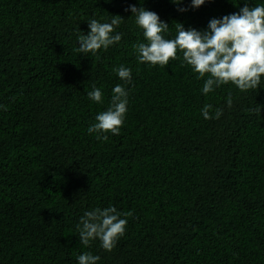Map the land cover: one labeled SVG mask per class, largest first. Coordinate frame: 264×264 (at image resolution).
<instances>
[{
    "label": "trees",
    "instance_id": "trees-1",
    "mask_svg": "<svg viewBox=\"0 0 264 264\" xmlns=\"http://www.w3.org/2000/svg\"><path fill=\"white\" fill-rule=\"evenodd\" d=\"M245 3L264 0H0V264H78L84 252L97 264H264V76L204 95L208 75L182 52L166 67L139 62L133 45L146 41L126 11H154L173 39L176 23L203 32ZM115 15L118 43L75 51L92 19ZM118 84L123 126L97 140L88 128ZM206 104L219 119L204 118ZM110 206L132 213L125 234L110 252L98 239L83 246L80 218Z\"/></svg>",
    "mask_w": 264,
    "mask_h": 264
},
{
    "label": "clouds",
    "instance_id": "clouds-1",
    "mask_svg": "<svg viewBox=\"0 0 264 264\" xmlns=\"http://www.w3.org/2000/svg\"><path fill=\"white\" fill-rule=\"evenodd\" d=\"M179 5L183 0H171ZM205 0H191L193 8H199ZM135 16L136 25L143 30L146 43L133 45L138 54L140 63H149L152 66L166 67L170 60L177 59V52L183 53L182 63L191 66L199 74V78L208 75L202 93L207 95L222 85H235L241 92L256 89L264 76V5L249 7L247 3L239 12L226 15L221 19L213 18L209 21L208 30H185L184 26L176 23V35L173 39H166L163 35L169 31L167 23L162 22L154 11L137 8L130 5L126 11ZM179 11H187L179 8ZM132 15V16H133ZM123 18L113 16L110 23H101L92 19L88 23L90 29L87 35L78 37L77 53L96 56L103 49L118 43L121 34L113 35ZM118 77L128 83L131 82V69L123 65L113 69ZM88 97L97 103H102V91L93 86ZM128 92L122 85H116L112 90L110 106L106 111L99 113L96 122L89 126L88 133L96 134L97 140H108V133L118 135L123 126L127 112ZM232 105L231 94L227 100ZM0 108L7 110L6 106ZM212 105L206 104L202 109L205 119H219L223 110L217 108L214 117L209 115ZM131 212L120 213L115 207L94 209L85 212L77 224L79 242L89 247L90 242L99 240L101 247L112 251L120 237L125 234L127 219L121 216H131ZM78 264H97L100 257L91 252H84L78 257Z\"/></svg>",
    "mask_w": 264,
    "mask_h": 264
}]
</instances>
